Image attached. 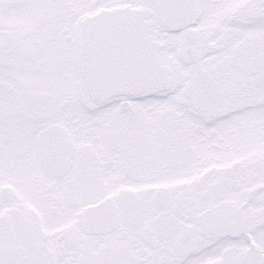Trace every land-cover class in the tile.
Masks as SVG:
<instances>
[{"label": "snow or ice", "instance_id": "1", "mask_svg": "<svg viewBox=\"0 0 264 264\" xmlns=\"http://www.w3.org/2000/svg\"><path fill=\"white\" fill-rule=\"evenodd\" d=\"M0 264H264V0H0Z\"/></svg>", "mask_w": 264, "mask_h": 264}]
</instances>
